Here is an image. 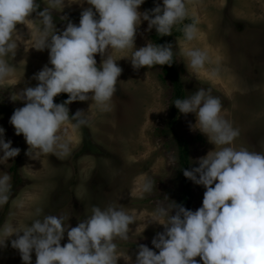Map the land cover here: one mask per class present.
<instances>
[{
  "label": "rangeland",
  "instance_id": "1",
  "mask_svg": "<svg viewBox=\"0 0 264 264\" xmlns=\"http://www.w3.org/2000/svg\"><path fill=\"white\" fill-rule=\"evenodd\" d=\"M37 2V12L48 6V0ZM79 2L65 0L64 8L53 12L57 34L69 21L78 25L80 13L90 7ZM154 2L161 4V0ZM186 9V18L174 25L179 33L171 44L176 64L183 69L184 98L201 88L218 97L222 105L220 115L239 132L232 144L225 146L264 154V0H186ZM138 11H146L144 3ZM190 23L195 24L196 33L188 41L183 27ZM40 26L36 13L16 25L13 38L18 40V46L14 57H5L12 72L0 80V106L23 107L24 101L13 100L14 94L35 87L38 81L34 75L48 64V50L32 48ZM154 30H148L147 21H142L136 30L135 47L153 43ZM190 49L206 54L203 68L190 66L186 55ZM133 51L109 50L110 57L122 69L110 110H101L91 99L68 105L70 116L82 110L88 122L73 127L74 121H68L61 126V135L70 148L67 156L42 154L39 159H32L25 154L28 145L23 135L15 134L9 123L11 115L0 114L5 141L11 140V147L20 149L16 157L0 165V175L7 173L11 177L9 199L0 205V229L8 225L23 228L44 215L69 216L65 225L68 223L70 229L91 215L92 206H115L134 217L128 239L114 240L116 254L128 255L134 262L141 244L158 253L151 241L164 231V225L148 221L156 218L158 203L168 207L173 203L182 205L183 197L176 136L169 130L158 135L160 130L168 129L171 121L173 87L160 75V65L133 68ZM106 56L107 52L103 57L95 54L98 67ZM195 121V114L178 111L173 124L176 134L189 141L191 168L198 167L199 158L208 152L224 147L209 142L193 127ZM198 135L201 140H195ZM170 158L175 159L174 165H169ZM145 178L154 185L151 193L140 191ZM191 188L195 211L202 205L205 189L193 181ZM174 214L175 209L170 215ZM158 222L163 223L164 218ZM15 238L8 237L0 246V264H23L19 251L10 243ZM65 243L67 231L61 246ZM35 259L32 252L31 264H35ZM194 259L199 261V257ZM117 264H125L124 259L118 258Z\"/></svg>",
  "mask_w": 264,
  "mask_h": 264
},
{
  "label": "clouds",
  "instance_id": "2",
  "mask_svg": "<svg viewBox=\"0 0 264 264\" xmlns=\"http://www.w3.org/2000/svg\"><path fill=\"white\" fill-rule=\"evenodd\" d=\"M84 2L90 7L80 13L78 25L69 21L57 34L53 12H60L65 0H48V6L38 12L37 0H0V80L12 72L5 57L15 56L16 25L32 13L40 18L41 25L32 48L48 50V64L33 77L37 85L14 94L13 100L24 101V106L15 109L9 119L15 134L23 135L28 145L25 154L32 159L42 154H69L61 126L68 121H74L73 127L88 122L82 110L70 117L69 103L91 99L101 110H110L122 71L117 60L110 57V49H134L130 58L133 68L171 65L172 46L147 42L136 48V30L147 21L148 30L154 28L159 36L170 35L173 26L187 15L186 0H161V4L144 12L138 11L144 0H80L77 4ZM183 33L191 41L195 24L184 25ZM106 52L98 67L95 54L103 57ZM186 55L193 69L204 67V52L190 49ZM211 75H216V70ZM60 93H66L67 99L54 103L53 98ZM173 104L182 114H195L193 127L213 145L224 147L199 158L198 167L183 171L186 178L204 187L201 207L192 211L175 203L171 207L157 204L156 218L148 223L164 225V231L151 241L158 253L141 244L134 262L128 255L118 256L114 240L128 239L134 217L122 208L101 209L95 205L91 215L70 229L68 223L65 225L69 216L63 215H44L23 228L8 225L0 229V246L15 235L10 243L19 251L23 264H31L32 252L35 264H117L121 257L125 264H264V154L225 146L231 145L239 132L220 115L219 98L205 89L176 99ZM11 143L5 141L0 127V165L20 152ZM174 163L175 159L170 158L169 165ZM10 179L7 173L0 175V205L9 199ZM153 187L152 181L145 178L140 191L151 193ZM173 209L175 214L170 215ZM36 215H40L39 210ZM161 218L163 223L158 222ZM66 231L67 243L61 246Z\"/></svg>",
  "mask_w": 264,
  "mask_h": 264
},
{
  "label": "trees",
  "instance_id": "3",
  "mask_svg": "<svg viewBox=\"0 0 264 264\" xmlns=\"http://www.w3.org/2000/svg\"><path fill=\"white\" fill-rule=\"evenodd\" d=\"M144 5H145L146 10H151L157 4L154 2V0H144ZM178 33L179 32L177 30H174V26L172 28L171 34L166 35V36H159V34H157L156 31L154 30V32L151 35V40L155 44H159V45L170 44L171 45L174 42V38H175V36L178 35ZM172 52H173L172 64L171 65H160V69H161L160 75L162 76V78L164 80H169L170 83L172 84V87H173V93H172L171 105H170L171 121L169 122L168 129L160 130L158 135H163V134L165 135L168 133V130H169L176 136L177 146H178V155H179L178 158H179V163H180V167H181V175H182V179H183L182 205L186 209L193 210L194 195L192 193V188H191V182L192 181L183 175L184 170L192 169L190 166V158H189V141H188V139H185V138L177 135L173 129V124L175 123L176 116L178 113V109L175 107L173 102L176 99H183L186 96V92L184 90V86H183L182 80H181V75H182L183 69L180 67V65L176 64V54L173 50H172ZM53 99H54V103H62L63 101H65L67 99V94L66 93H60L57 96H55ZM73 102H75V101H73ZM73 102H71V103H73ZM71 103H69V104H71ZM68 105H67V107H68ZM15 109L16 108L0 106V114H2L3 116L12 115V113ZM201 139H202V137L200 135L195 137V140H201ZM192 140H194V139L192 138Z\"/></svg>",
  "mask_w": 264,
  "mask_h": 264
}]
</instances>
